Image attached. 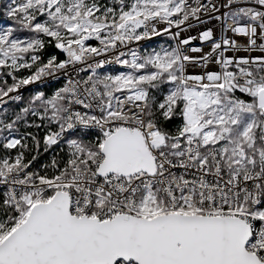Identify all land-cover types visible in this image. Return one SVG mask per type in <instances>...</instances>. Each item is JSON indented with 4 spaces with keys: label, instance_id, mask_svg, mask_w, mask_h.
<instances>
[{
    "label": "snow or ice",
    "instance_id": "6c2138e0",
    "mask_svg": "<svg viewBox=\"0 0 264 264\" xmlns=\"http://www.w3.org/2000/svg\"><path fill=\"white\" fill-rule=\"evenodd\" d=\"M0 15V106L24 105L0 118V264H264V0H10ZM192 21L214 23L181 38ZM162 34L175 45L129 47ZM46 45L65 58L43 61ZM58 76L50 95L15 94ZM21 123L58 148L39 168Z\"/></svg>",
    "mask_w": 264,
    "mask_h": 264
},
{
    "label": "trees",
    "instance_id": "16d2710c",
    "mask_svg": "<svg viewBox=\"0 0 264 264\" xmlns=\"http://www.w3.org/2000/svg\"><path fill=\"white\" fill-rule=\"evenodd\" d=\"M6 4H7V2H5V0H0V13L3 12L4 7H6ZM0 21H6L8 23H11V21H9L3 15H0ZM22 33H24V35H26V36L28 35L25 32H22ZM165 39H166V36H163V40H165ZM153 42H154L153 40H150L149 44H153ZM168 44H170V42H168ZM51 51H54L56 57L60 56V52H58V50H56L54 48V45H46L45 49L41 53L43 61L47 60L46 56ZM148 51H149L148 47L145 46L141 49L140 53L143 54V53L148 52ZM27 73H28L27 71H21L20 73H18V75L22 76L23 74H27ZM8 82H10V79H8ZM59 87H60V81L58 79L52 80L49 82H43L37 86L25 88L21 96L24 98V100H27L30 97V95L36 91H43L46 94L50 95L53 91H55ZM23 106H24L23 103L12 102V101L8 102L7 105H3L0 107V112H3L4 108H7V113H8L7 117L0 116V118L11 119L13 116V113L15 111H18L19 108L23 107ZM32 119H33L32 117H29V120H32ZM177 123H179V121L174 120L170 124L166 125V127H168L169 129H172V128H174V126ZM18 128L22 131H25V132H32L40 140V154L38 156L37 161L34 163L33 168H39L40 165L48 162L51 159V157L58 151V148H56L55 146L53 147V149L49 150L48 152L44 151L43 134L46 132V129H43V128L42 129L26 128L23 123L18 125ZM26 142L31 149L30 151H28L26 153V160H30L33 155L37 154L36 153V147H35L33 141L31 140V138H28V140ZM15 151L16 150H13V154H15Z\"/></svg>",
    "mask_w": 264,
    "mask_h": 264
},
{
    "label": "built area",
    "instance_id": "2783aa9c",
    "mask_svg": "<svg viewBox=\"0 0 264 264\" xmlns=\"http://www.w3.org/2000/svg\"><path fill=\"white\" fill-rule=\"evenodd\" d=\"M9 2V1H8ZM7 2V3H8ZM202 3H205V4H207L208 3V0H202ZM202 19H205V20H207L208 18H207V16L206 15H202ZM192 23L195 25L194 27H192V28H190V29H188L187 31H185L183 34H182V37L181 38H187V37H189V36H198V34H199V32H201V31H203V30H205L206 28H208V27H211L212 26V23H214V22H209V23H206V24H203V25H200V24H198L196 21H192ZM9 24H11V23H8V22H6V21H0V28H4V27H7ZM159 27V26H158ZM173 31H175V29H173ZM16 35L17 36H19V37H21V38H24L26 35H24V33H22V32H19V33H16ZM163 36H166V38H168V42H170V44L171 45H175V41H173V40H171V38L169 37V36H167V35H164V34H162V35H160V36H153V37H151L150 39H147V40H143V41H140V42H133V44H131L129 47L130 48H132V49H134V50H137V51H141V49L143 48V47H145V45H147V43L150 41V40H153L154 42H153V44H149L150 46H152V45H155L156 44V46H160V47H163L164 45H165V41L163 40ZM217 38H219V35H218V33H217ZM242 42V41H241ZM90 43H92V44H95L96 43V41H91ZM192 46H201V42L199 41V39H196V40H194V41H192V44L190 45V47H192ZM55 48V47H54ZM57 50V49H56ZM204 50L205 51H208L209 50V48H208V46L207 45H205L204 46ZM58 52H60L59 50H58ZM229 55H231V53H228ZM246 53H243V52H240V53H238V55H245ZM258 53H252V55H257ZM52 55H55V53H54V51H51V52H49L48 54H47V57L49 58L50 56H52ZM65 57H64V54L62 53V52H60V56L59 57H57V59L58 60H63ZM47 61V60H46ZM45 61V62H46ZM120 70H123L120 66H118V65H106L105 66V71H109V72H114V71H120ZM29 73H27V74H23L22 76H26V75H28ZM18 75V74H17ZM18 76H20V75H18ZM10 79V83H11V78H9ZM56 79H58L59 81H60V86H62L63 85V83H64V78L62 77V76H58V77H56V78H53V77H48V78H45V80L43 81V82H49V81H52V80H56ZM43 82H37V83H34V84H31V85H28V86H26V87H24V88H22V89H20L19 90V92L18 93H15V94H19V95H22V93H23V91H24V89L25 88H27V87H34V86H37V85H39V84H41V83H43ZM10 102V101H9ZM1 107V106H0ZM5 133V135H7V132L5 131L4 132Z\"/></svg>",
    "mask_w": 264,
    "mask_h": 264
},
{
    "label": "rangeland",
    "instance_id": "374dc122",
    "mask_svg": "<svg viewBox=\"0 0 264 264\" xmlns=\"http://www.w3.org/2000/svg\"><path fill=\"white\" fill-rule=\"evenodd\" d=\"M10 2V0H5V2ZM26 37V36H25ZM167 40H168V38H166L164 41H165V45L163 46V47H168L170 44H168V42H167ZM146 47H148V49H149V51H152V50H159L161 47L159 46H156V44L155 45H152V46H150L149 45V42L147 43V45H145ZM47 57V56H46ZM47 59H48V57H47ZM9 79V78H8ZM10 83V82H9ZM19 132L20 133H24L25 131H22V130H20L19 129ZM3 135H5V133H3ZM45 135V133L43 134V136Z\"/></svg>",
    "mask_w": 264,
    "mask_h": 264
}]
</instances>
